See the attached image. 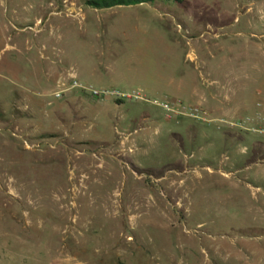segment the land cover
<instances>
[{"label":"rangeland","instance_id":"rangeland-1","mask_svg":"<svg viewBox=\"0 0 264 264\" xmlns=\"http://www.w3.org/2000/svg\"><path fill=\"white\" fill-rule=\"evenodd\" d=\"M87 1L0 0V264H189L190 249L203 258L210 246L233 253L232 264H264V242L249 260L244 242L204 232L234 224L225 236L264 235L245 227L264 212V138L187 116L167 119L153 103L196 105L167 95L163 77L179 80L194 67L184 56L202 45L207 23L232 21L218 43L248 51L247 33H232L242 26L234 21L258 6L263 16L264 0L110 9ZM215 56L207 59L213 70L221 67ZM74 76L148 100L96 101L76 88L56 98ZM229 78L238 115L208 110L213 118L252 114L242 99L255 92L256 101L264 86V71ZM176 212L202 213L199 237L182 234Z\"/></svg>","mask_w":264,"mask_h":264},{"label":"crops","instance_id":"crops-1","mask_svg":"<svg viewBox=\"0 0 264 264\" xmlns=\"http://www.w3.org/2000/svg\"><path fill=\"white\" fill-rule=\"evenodd\" d=\"M256 10L260 12L263 10V7L258 6L256 9H248L245 14H243V20L246 19V21H234L237 24L242 23V26L232 33L241 35V38H243L247 33V45L250 46L248 51L244 49V45L239 48V46L233 47L232 45L228 46L223 43H218L223 38H225L228 34V31L233 28V24L230 25L232 21L219 26H216L212 23L205 24V32L200 34V38L203 40L202 43H200L202 45L192 46V49L187 51L186 55L184 56L183 62H192L194 67L183 70L180 73L179 80H176L175 78L165 79V77H163L164 81H162V87L164 88L166 94L174 98L182 96L192 98L194 101H196V105L203 106L213 114L218 113L217 115H238V105L234 103V95H232L231 91H229L231 87L229 74H242L247 72L259 73L264 71V46L260 45V43L264 41V12H262L263 16L257 17L258 15ZM230 26L232 27L229 28ZM213 45H215L214 48H216V51L213 50ZM218 53L221 54V67L217 70H213L209 66L207 59L216 57L215 55ZM246 56L250 59L249 62L244 60L246 59ZM218 71H220V75H224L223 79L213 77L214 73L217 74ZM96 79L98 81L104 80L101 75H96ZM146 90L148 92L152 91L151 88H146ZM255 91H257L256 94L259 95V98L256 101L253 98L255 92H253V95H250L247 99L244 98L245 95H242V98H244L242 99V107L245 111L254 112L258 102H262L264 104L263 84L255 89ZM223 96L225 99H223ZM204 214L208 213L205 212ZM175 215L176 218L184 219L178 220L177 222V224L182 228V234L199 237V235L202 233L201 230L206 226V222L200 220V218L203 217L202 213H198L197 215H190L186 213L181 217L180 214L176 212ZM192 220V223L195 224L196 227L190 230L187 227V224ZM254 221L255 224L247 225L248 227L245 226L246 229H264V212L262 216L257 217V219H254ZM232 225L234 226V224H230L227 229L222 231L219 230V232H217L215 235L212 234V231L204 232L207 233L209 237H211V240L215 239V236H219L222 238L221 242H225L226 240L234 244L235 242H244L243 247L244 249L246 248L248 253L245 258L249 260L252 259L256 252L254 249L256 248L255 244H257L256 242H264V235L255 237L225 236L223 234L225 231L234 229ZM202 250L204 254L203 258H199L193 249L189 250L188 255L192 260L189 264H232L230 263V259L231 256H233V253H230L229 250L223 252L220 246L219 249H215L219 252H214L213 246L208 248L203 247ZM212 254H214V257ZM235 260L241 262V259L239 260L238 257H236Z\"/></svg>","mask_w":264,"mask_h":264},{"label":"built area","instance_id":"built-area-1","mask_svg":"<svg viewBox=\"0 0 264 264\" xmlns=\"http://www.w3.org/2000/svg\"><path fill=\"white\" fill-rule=\"evenodd\" d=\"M60 85L63 83L59 81ZM66 86V85H65ZM79 89L81 94L93 100L101 101L111 99L116 102H134L138 100H148L139 92H125L115 88L96 86L80 82L75 76L72 78L70 86L55 93L56 98H63L70 89ZM153 103L161 107L167 119H175L179 116H187L193 120L211 123L217 122L221 125L236 129L240 133H253L264 138V104L258 102L252 114L230 120L227 118H213L211 113L201 105L184 104L180 100H155Z\"/></svg>","mask_w":264,"mask_h":264},{"label":"trees","instance_id":"trees-1","mask_svg":"<svg viewBox=\"0 0 264 264\" xmlns=\"http://www.w3.org/2000/svg\"><path fill=\"white\" fill-rule=\"evenodd\" d=\"M165 1H174L178 3H183L184 0H88L87 4L92 6L95 9H110L121 6H137L142 4H155L157 2H165ZM118 104H121L120 102ZM259 146L264 147L263 144H259ZM235 236H247L244 233V230L238 229L235 232ZM248 236H260V235H248Z\"/></svg>","mask_w":264,"mask_h":264}]
</instances>
